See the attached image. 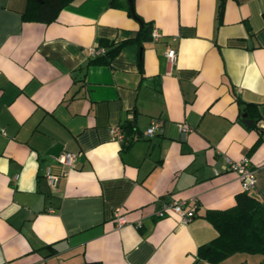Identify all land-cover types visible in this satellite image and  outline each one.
I'll use <instances>...</instances> for the list:
<instances>
[{
    "label": "crops",
    "instance_id": "crops-1",
    "mask_svg": "<svg viewBox=\"0 0 264 264\" xmlns=\"http://www.w3.org/2000/svg\"><path fill=\"white\" fill-rule=\"evenodd\" d=\"M42 1L0 0V264H264L200 254L217 234L207 212L243 191L226 156L249 158L247 192L264 201V0H132L134 14L128 0H61L50 22ZM142 22L159 36L139 44ZM128 39L87 65L90 48ZM173 201L194 216L155 215Z\"/></svg>",
    "mask_w": 264,
    "mask_h": 264
},
{
    "label": "trees",
    "instance_id": "trees-1",
    "mask_svg": "<svg viewBox=\"0 0 264 264\" xmlns=\"http://www.w3.org/2000/svg\"><path fill=\"white\" fill-rule=\"evenodd\" d=\"M35 2V0H33ZM38 6V19L44 22L55 20L63 3L61 0H43L36 2ZM112 4V1H111ZM150 22H142L137 36L133 41L139 44L143 40L150 39L152 32ZM130 39L114 43L103 40L101 46L105 51L87 62L108 63L115 56L123 44ZM86 65V66H87ZM248 106L250 104H247ZM128 123L123 125L125 129L131 127ZM207 219L216 229V236L210 242L208 249L200 248V254L211 261H217L236 252L259 254L264 257V201L259 200L247 191L235 195V203L223 210H213L206 214ZM81 264H101L99 261L83 262Z\"/></svg>",
    "mask_w": 264,
    "mask_h": 264
},
{
    "label": "built area",
    "instance_id": "built-area-1",
    "mask_svg": "<svg viewBox=\"0 0 264 264\" xmlns=\"http://www.w3.org/2000/svg\"><path fill=\"white\" fill-rule=\"evenodd\" d=\"M151 35L153 38H157L159 36V32L156 29H153ZM104 51V48H90V54L93 56L101 54ZM166 56L170 61H173L176 56V49L168 48L166 51ZM178 127L182 133H186L190 130V126L186 123H181L178 125ZM159 131H161L159 124L153 121L146 128L145 136L151 137ZM111 133L118 139L123 137V133L118 126L113 127L111 129ZM74 159V153L65 151L60 155L58 161L65 168H70L73 165ZM225 162L228 168L236 172L237 177L241 182L243 191H249L255 186V169L251 167L249 158L246 155H243L239 159H232L231 157L226 156ZM64 173L65 171L63 172V174ZM45 176L50 185H55L57 179L59 178V175L53 173L50 168L46 169ZM168 213L177 215L180 222L186 223L194 216L195 207L192 206L186 210L183 208V201H173L171 203H164L163 205H161V207L155 212V215H157L158 217H164ZM113 218L115 220L116 228H121L127 222L126 216L122 214L119 209H115V211L113 212ZM139 224L140 223L138 222V225Z\"/></svg>",
    "mask_w": 264,
    "mask_h": 264
},
{
    "label": "water",
    "instance_id": "water-1",
    "mask_svg": "<svg viewBox=\"0 0 264 264\" xmlns=\"http://www.w3.org/2000/svg\"><path fill=\"white\" fill-rule=\"evenodd\" d=\"M40 2L42 1V0H39ZM129 1V7H130V10H131V13H133V6H132V0H128ZM134 14V13H133ZM244 116V120H243V122L247 125V126H249V125H251L252 123H253V119H249V118H247L246 117V114H244L243 115ZM210 247V245L209 246H207V248H209Z\"/></svg>",
    "mask_w": 264,
    "mask_h": 264
}]
</instances>
